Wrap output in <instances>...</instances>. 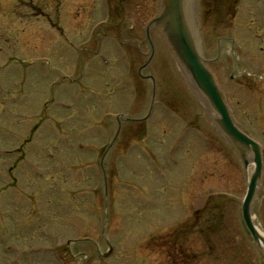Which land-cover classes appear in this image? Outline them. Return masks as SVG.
I'll use <instances>...</instances> for the list:
<instances>
[{
    "label": "rangeland",
    "instance_id": "obj_1",
    "mask_svg": "<svg viewBox=\"0 0 264 264\" xmlns=\"http://www.w3.org/2000/svg\"><path fill=\"white\" fill-rule=\"evenodd\" d=\"M198 1L194 42L264 153V0H221L217 21L216 5ZM108 5L0 0V151L22 144L49 113L21 155H10L16 160L0 153V264H103L99 256L106 264H264L241 219L247 170L204 120L201 101L156 29L143 70L156 77L154 105L144 121L123 124L104 158L105 190L99 162L116 116L141 117L150 107L151 81L136 70L150 52L144 28L159 1L128 0L120 17L108 15ZM61 102L66 110L56 106ZM262 184L252 214L264 232ZM211 203L219 207L218 231H190L195 209ZM207 216L201 213L197 225ZM183 230L185 239L169 241ZM55 250L67 255L58 261Z\"/></svg>",
    "mask_w": 264,
    "mask_h": 264
},
{
    "label": "water",
    "instance_id": "obj_2",
    "mask_svg": "<svg viewBox=\"0 0 264 264\" xmlns=\"http://www.w3.org/2000/svg\"><path fill=\"white\" fill-rule=\"evenodd\" d=\"M152 26L162 33L174 52L180 69L200 91L209 110L214 112L215 115L211 116L212 121L238 151L245 166H248L251 160L254 163L241 212L255 243L264 250V237L258 232L251 215L252 201L262 179L261 147L235 124L225 96L219 89L213 74L205 66L201 52L194 42L192 34L194 29L192 22L187 19L184 0H160L159 14L150 20L146 27L149 40V29ZM260 242L263 245H260Z\"/></svg>",
    "mask_w": 264,
    "mask_h": 264
},
{
    "label": "bare ground",
    "instance_id": "obj_3",
    "mask_svg": "<svg viewBox=\"0 0 264 264\" xmlns=\"http://www.w3.org/2000/svg\"><path fill=\"white\" fill-rule=\"evenodd\" d=\"M194 2H195V0H184V8H185V13H186L188 21H190L191 18L193 17ZM248 168H249V170H251L252 164H250ZM255 225H256V223H255ZM258 226L256 225L258 232L261 235H263L264 234L263 231ZM260 245H263L262 242H260Z\"/></svg>",
    "mask_w": 264,
    "mask_h": 264
}]
</instances>
